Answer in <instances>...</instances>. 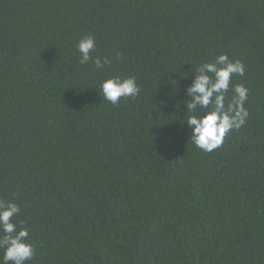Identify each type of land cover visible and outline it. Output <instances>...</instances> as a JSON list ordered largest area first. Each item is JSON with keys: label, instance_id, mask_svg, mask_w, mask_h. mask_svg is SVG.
I'll return each instance as SVG.
<instances>
[{"label": "trees", "instance_id": "obj_1", "mask_svg": "<svg viewBox=\"0 0 264 264\" xmlns=\"http://www.w3.org/2000/svg\"><path fill=\"white\" fill-rule=\"evenodd\" d=\"M225 53L249 117L206 153L178 102ZM111 76L140 95L102 100ZM0 199L29 264H264V0H0Z\"/></svg>", "mask_w": 264, "mask_h": 264}, {"label": "clouds", "instance_id": "obj_2", "mask_svg": "<svg viewBox=\"0 0 264 264\" xmlns=\"http://www.w3.org/2000/svg\"><path fill=\"white\" fill-rule=\"evenodd\" d=\"M95 49L93 35L81 38L76 44L79 63L87 65L91 62L96 71H104L110 60L94 58ZM189 72L191 82L184 89L186 99L178 102V109L183 105L184 114L178 119L187 128L189 141L197 149L211 153L223 145L229 133L241 129L249 117L245 107L249 90L242 84L232 83L234 76L245 74V65L240 60H231L225 53ZM184 76L188 78L189 73ZM140 93L134 76H111L100 82L98 95L118 106L122 98L135 99ZM162 103L166 105L167 102ZM20 212V206L15 202L0 199V250L3 252L0 264H29L35 257L36 250L29 242V229L18 228L13 221Z\"/></svg>", "mask_w": 264, "mask_h": 264}]
</instances>
